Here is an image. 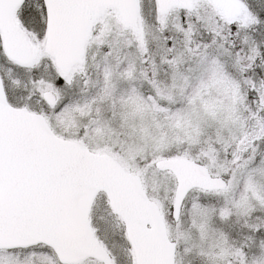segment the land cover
Here are the masks:
<instances>
[{"label": "snow or ice", "instance_id": "6c2138e0", "mask_svg": "<svg viewBox=\"0 0 264 264\" xmlns=\"http://www.w3.org/2000/svg\"><path fill=\"white\" fill-rule=\"evenodd\" d=\"M0 264H264V0H0Z\"/></svg>", "mask_w": 264, "mask_h": 264}]
</instances>
